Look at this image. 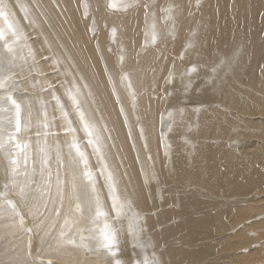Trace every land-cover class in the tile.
I'll return each instance as SVG.
<instances>
[{
    "label": "bare ground",
    "instance_id": "bare-ground-1",
    "mask_svg": "<svg viewBox=\"0 0 264 264\" xmlns=\"http://www.w3.org/2000/svg\"><path fill=\"white\" fill-rule=\"evenodd\" d=\"M108 3L0 0V264H264V0Z\"/></svg>",
    "mask_w": 264,
    "mask_h": 264
},
{
    "label": "snow or ice",
    "instance_id": "snow-or-ice-1",
    "mask_svg": "<svg viewBox=\"0 0 264 264\" xmlns=\"http://www.w3.org/2000/svg\"><path fill=\"white\" fill-rule=\"evenodd\" d=\"M109 8H116L118 7V5L115 3V0H109V3L107 5ZM129 6H135V0H133V3L130 4H124V5H119V7H124L127 8ZM149 5L147 3L144 4V7L147 8ZM167 11H171V8H169ZM0 15H3V12H0ZM154 27V26H153ZM8 29L11 30L12 29V25L9 24L8 25ZM115 32V29H113V33ZM20 38L19 32L13 30L12 31V35L11 37H6L5 36V31L3 29H0V41H3V44L0 45V47H3L5 49H7V54H11L13 51V47L12 44L9 43V40H12V43H15L16 40H18ZM153 40H155V34H153ZM10 62V61H9ZM10 79V76L8 75V70L7 69H2L0 68V89H7L8 90V95L6 97V99L4 97H0V99H5V102H9L11 103V105H14V113H15V117H8L7 118V122L10 126H14L15 131L13 133L10 134L9 139H15V133L20 132V104L16 102L15 99L12 98L10 91L13 87H15L14 83L13 84H8V80ZM49 87H51V85H49ZM43 90V89H41ZM69 95H71L69 93ZM73 100L74 104H77V101L75 100V97H71ZM57 100V104L60 103L59 98L56 97ZM0 110H6V109H0ZM63 111V109H62ZM121 111H123V109H121ZM65 118L67 117V113H64ZM171 115V114H169ZM81 120H83V114H81ZM45 127H47V124L44 125ZM84 127L87 129L89 127V125L87 123H84ZM66 131L69 132H74L75 129L71 128V122L69 121V127L67 129H65ZM143 130H141V134H142ZM92 133L91 131H89V136H91ZM90 144L93 143L92 140L88 141ZM17 148H20V144L19 142L16 143L15 145ZM72 147L76 148L77 153L79 154L81 160H83L85 166H87V159L84 157V153L80 151L79 146L77 144H75V141H73V144L71 145ZM5 145L3 142H0V148H4ZM97 151H99V149H96ZM43 151V150H42ZM46 155V154H45ZM46 162V161H45ZM13 164H15V161H12ZM85 175H87L89 178H91V173L89 172H85ZM108 179L111 180V174H109ZM115 186L110 185V189L111 194H112V200L113 203L111 205V208L115 211L116 213V218H119V216L122 214V212L124 211L125 207L127 206V201L125 200L124 202H120L119 201V197L115 194V190H114ZM11 206L13 211H15V205L12 204L11 201H7ZM96 215L99 216H105L106 214L102 211V209L99 206V201L98 198L96 199ZM79 207V206H77ZM24 220L23 217H20V223L23 224ZM28 231H31V229H28ZM101 236L102 239L100 240L99 243V247L105 249L108 254L112 257L116 256V252L113 250L114 245H115V234L113 232H111L109 230V226L107 224H105L104 229L101 231ZM69 244H74L75 241L69 239L68 240ZM31 264H34V261L31 262ZM49 264H51V262H49ZM112 264H121V261L119 259H114ZM140 264H160L159 260H156L155 258H153V260H148L147 257L144 258V260L142 262H140Z\"/></svg>",
    "mask_w": 264,
    "mask_h": 264
}]
</instances>
